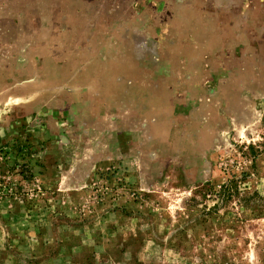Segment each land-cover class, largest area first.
I'll return each instance as SVG.
<instances>
[{
    "label": "rangeland",
    "instance_id": "obj_1",
    "mask_svg": "<svg viewBox=\"0 0 264 264\" xmlns=\"http://www.w3.org/2000/svg\"><path fill=\"white\" fill-rule=\"evenodd\" d=\"M0 264H264V0H0Z\"/></svg>",
    "mask_w": 264,
    "mask_h": 264
}]
</instances>
